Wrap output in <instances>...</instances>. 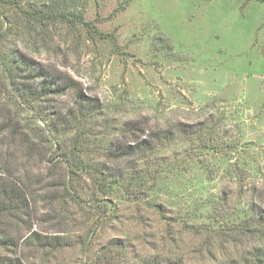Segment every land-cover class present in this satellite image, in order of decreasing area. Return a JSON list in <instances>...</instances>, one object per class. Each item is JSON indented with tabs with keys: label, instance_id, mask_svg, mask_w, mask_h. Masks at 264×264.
Listing matches in <instances>:
<instances>
[{
	"label": "rangeland",
	"instance_id": "1",
	"mask_svg": "<svg viewBox=\"0 0 264 264\" xmlns=\"http://www.w3.org/2000/svg\"><path fill=\"white\" fill-rule=\"evenodd\" d=\"M69 1L91 29L50 25L48 45L15 37L39 72L71 83L33 109L10 103L29 133L44 131L51 139L44 145L48 158L56 155L47 163L37 151L27 165L43 176L53 171L52 184L62 190L63 152L71 153L78 128L74 121L55 130L52 118L63 116L83 93L96 107L80 161L132 165L145 186L125 182L104 199L108 210H97L89 194L86 205L64 206L51 183L35 179L33 229L48 244L63 245L43 250L21 245L18 254L27 264L244 261L264 242L258 233L235 228L260 199L264 204V1ZM3 118L0 114V171L10 133ZM132 121L143 124L145 134L173 129L175 136L156 142L150 153L110 160L106 148L122 143ZM182 125L192 127V137L179 131ZM35 140L43 149L41 138ZM19 143H13L11 162L23 158ZM75 181L80 191L92 185L86 174Z\"/></svg>",
	"mask_w": 264,
	"mask_h": 264
},
{
	"label": "trees",
	"instance_id": "2",
	"mask_svg": "<svg viewBox=\"0 0 264 264\" xmlns=\"http://www.w3.org/2000/svg\"><path fill=\"white\" fill-rule=\"evenodd\" d=\"M72 4L69 0H0V100H3V93L7 96L5 97L6 102L3 100L2 104L0 101V114L4 117L3 129L10 130L7 137L8 147L3 151L6 157L3 162L4 168L2 167L0 171V264H27L18 254L21 245L35 246L41 250L50 246L63 245L58 242L48 244L44 239L47 237L35 231L32 222L35 199L33 195L31 196L30 190L37 183L35 179H39L41 184L50 185L51 183L53 188L58 187V184H52L53 171H48L43 176L39 172L37 174L33 172L31 166L27 164L30 163L33 154L38 153L37 151L47 163L56 157L55 155V157L48 158L47 151L44 149V145L51 142V139L43 130L41 134H36L37 136L29 133L28 126L18 121L17 115L12 113L9 106L10 103H15L33 109L32 107L36 106L39 99L46 95L63 93L71 86L70 80L63 82L64 79L60 75L53 76L46 71L42 72L41 69L39 72L35 58L17 44L15 37L18 39L21 36H27L37 39L41 45H48L47 41L51 39L52 33L49 29L50 25H59L61 28L85 25L90 28L89 21H86L82 12L73 8ZM37 78H40L39 82H36ZM94 107H96V103L80 93L73 106L63 116H53L52 118L55 130L72 127L74 121L78 128V133L71 145V153H69L71 155L63 152L64 158L62 159L67 165L61 167L62 190L55 189L61 193L60 200L64 201V206L66 204L68 206L70 201L86 205L83 199L86 198V194H89V199L92 200L90 206L93 209L108 210L109 201L104 204V199L115 195L119 187H124L125 182L129 181L130 186L136 185V187L144 188L145 181L141 180L142 183H138L141 175L132 165L113 167L107 163L90 165L80 161V155L84 153L87 145L85 140L88 135L85 131L87 130V121L89 117H92ZM142 126L144 125L135 121L129 122L122 143L113 142L110 144L105 150V156L110 160L120 158L129 160L134 155L150 153L156 142L169 139L172 135L175 136L173 129L168 132L156 130V132L145 134L146 130ZM179 131L184 134L192 133L190 137L194 134L190 125H182ZM128 135L132 139L125 141ZM35 137L41 138L42 151L37 148ZM16 139L20 141L19 146L23 158H19L15 163L10 159ZM62 145L59 146V150ZM83 174L92 178V185L89 189L80 191L75 178ZM133 180L134 182H132ZM127 189L129 191L130 187ZM130 193H132L131 190ZM251 210L252 213L247 219L235 228L238 233L240 230L242 234L254 235L258 233L264 241L263 200L260 199L256 208L252 207ZM246 256L244 261L233 259L226 264H264V242L251 248Z\"/></svg>",
	"mask_w": 264,
	"mask_h": 264
}]
</instances>
